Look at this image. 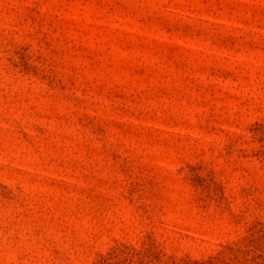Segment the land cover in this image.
Masks as SVG:
<instances>
[{"label":"rangeland","instance_id":"rangeland-1","mask_svg":"<svg viewBox=\"0 0 264 264\" xmlns=\"http://www.w3.org/2000/svg\"><path fill=\"white\" fill-rule=\"evenodd\" d=\"M0 264H264V0H0Z\"/></svg>","mask_w":264,"mask_h":264}]
</instances>
